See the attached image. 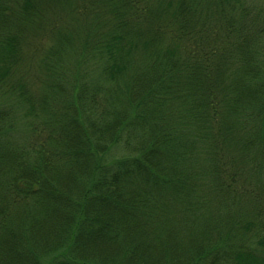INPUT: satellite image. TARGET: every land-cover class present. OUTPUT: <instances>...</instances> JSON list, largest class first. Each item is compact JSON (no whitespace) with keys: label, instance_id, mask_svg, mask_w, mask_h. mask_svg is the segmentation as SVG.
Masks as SVG:
<instances>
[{"label":"trees","instance_id":"trees-1","mask_svg":"<svg viewBox=\"0 0 264 264\" xmlns=\"http://www.w3.org/2000/svg\"><path fill=\"white\" fill-rule=\"evenodd\" d=\"M0 264H264V0H0Z\"/></svg>","mask_w":264,"mask_h":264}]
</instances>
